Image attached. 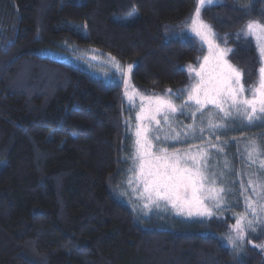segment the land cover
<instances>
[{
	"label": "trees",
	"instance_id": "obj_1",
	"mask_svg": "<svg viewBox=\"0 0 264 264\" xmlns=\"http://www.w3.org/2000/svg\"><path fill=\"white\" fill-rule=\"evenodd\" d=\"M195 3L0 0V264H264L262 235L236 257L211 231L144 227L108 188L128 140L119 83L41 54L94 50L133 65L131 82L147 93L178 89L204 50L167 39L166 26ZM202 18L251 85L255 44L236 34L264 22V0H221Z\"/></svg>",
	"mask_w": 264,
	"mask_h": 264
},
{
	"label": "snow or ice",
	"instance_id": "obj_2",
	"mask_svg": "<svg viewBox=\"0 0 264 264\" xmlns=\"http://www.w3.org/2000/svg\"><path fill=\"white\" fill-rule=\"evenodd\" d=\"M212 3L213 0H198L191 23L185 26L194 38L208 46V54L202 61L197 58L198 69L191 64L186 66L189 83L175 92L166 89L164 95L145 96L133 87L130 94L127 86L133 65L123 69L114 57L111 58L126 86L124 97L129 102H134L139 96L141 101L135 126L128 120L124 123L126 136L133 137L131 154L126 157L130 161L127 171L131 174L128 184L131 186L135 180L137 186L142 185L141 197L146 196V202L143 203L145 210H151L153 206L159 209L162 207L161 201H166L177 215L214 216L213 207L209 204L219 209L224 204L226 195L233 192V189L217 186L219 179L208 163L211 159L210 148L218 152H223V149L216 145L205 148L189 144L186 149L176 148L170 151L166 145L170 142L187 144L189 140L202 139L205 128L199 129L198 136L196 118L201 117L203 124L206 112L207 128L212 131L227 128L228 121L235 123L239 120L248 126L264 122V22L249 19L236 34L238 39L243 38L255 44L260 64L256 69L257 79L247 85L244 82V70L227 58L234 49L221 47L216 42L219 37L212 26L201 18L202 8ZM250 7L251 4H246L243 9L246 12ZM224 42L226 44L227 40ZM193 72L195 78L192 77ZM176 100L181 102L177 104ZM220 114L221 120H216L215 117ZM177 115L190 116L192 123L184 126L182 131H177L173 126V118ZM246 151L252 162L260 154L255 142ZM227 166L225 161V168ZM260 167L264 170V161H261ZM249 184L253 186L258 198L264 197V182L250 179ZM245 190L241 185V195ZM259 212H264V204L259 206ZM248 213L251 214V219L248 218ZM258 226H264V221L259 217L257 205L245 198V214L238 216L235 225L231 226L233 234L226 238L227 243L238 252L242 251L248 231L256 232ZM258 247L264 249V245Z\"/></svg>",
	"mask_w": 264,
	"mask_h": 264
},
{
	"label": "rangeland",
	"instance_id": "obj_3",
	"mask_svg": "<svg viewBox=\"0 0 264 264\" xmlns=\"http://www.w3.org/2000/svg\"><path fill=\"white\" fill-rule=\"evenodd\" d=\"M219 2H221V0H213L211 5H215ZM197 3L198 0H196L191 16L195 13ZM211 5H206L203 8ZM191 16L178 24L168 23L166 26L165 37L167 39L178 37L198 43L204 50L203 55L200 57V61H202L203 57L208 54V46L206 44H202L198 38H194L190 30L186 29V24L191 23ZM216 42L220 44L221 47H227L225 44L220 42L219 38L216 40ZM41 54L68 61L80 69L86 71L94 78H99L105 82L109 80H115L118 82L121 87L122 100L124 104L123 108L126 113L125 119L130 121L133 127L135 126L136 113L140 110L141 101L139 96L135 98L134 102H129L124 97L126 86L124 84L123 78L116 71L114 64L111 62V58L113 56L109 54L101 56V53L95 52L94 50L88 51L78 48H70L67 53L50 49V51L46 54ZM93 57H95V59H93ZM115 61L118 62L120 67L123 69H127V66L129 65L118 60L117 58H115ZM192 66L198 69L199 62L197 61ZM192 77L195 78L194 72L192 73ZM188 83L189 73L188 82L186 84ZM133 87L139 90V92L145 96L153 94L164 95L166 90L150 91L147 93V90L139 88L131 82L130 72L127 86L130 94ZM172 90L175 92L177 89ZM181 99H183V97H181ZM180 102L181 100H176L177 104ZM209 111H212V109L209 108ZM221 118L222 114L215 117L216 120H221ZM201 119L202 118L199 116L196 118V130L197 135L199 136V129L201 127L205 128L202 139L189 140L187 144L170 142L166 146L169 147L170 151L176 148L186 149L189 144L202 145L205 148H210V145H216L217 148L223 149V152H218L216 149L210 148L211 159L208 161V163L211 170L216 173V176L219 179L217 186L224 187L225 189H233V192L226 195L225 202L219 209H216L212 204H209L210 207H213L214 216L188 217L186 215H177L171 206L166 204V201H161L162 207L159 209L153 206L151 210H145L143 208V203L146 202V196L143 198L141 197L142 185L137 186L135 180H133V184L131 186L128 184L131 174L127 171L130 161L127 160L126 157L130 155L132 151L131 146L133 137L131 135H127L128 140L126 143L125 152L122 154V159L124 160L122 174L119 180L109 179L108 188L113 195H115L119 200L124 202L134 211L138 220L147 229L171 228L195 229L200 232L211 231V233L215 234L222 244L229 248L236 257H241L244 254L248 237L255 235L264 236V226H258L256 232L249 230L246 241L242 245L243 250L239 252L230 246L226 239L229 235L233 234L231 232V226L235 225L237 217L245 214V198H248L249 200H252L256 203L259 217L261 221H264V212H259V206L264 204V197L258 198L256 192L253 190V186L249 184L250 179L253 181L258 180L260 182H264V170H262L260 167L261 161H264V122H259L252 126H248L246 124H242L239 120H237L235 123L228 121L227 128L212 131L207 128V112L204 114L203 124L201 123ZM191 123L192 118L190 116L185 117L183 115H177L173 118V126L177 131H182L184 126ZM161 135H163V133H161ZM252 142H255L257 147L260 149V154L253 158L255 162L249 160L246 151V148ZM225 161H227L228 164L227 168H225ZM221 173H223V175H221ZM241 185H243L246 189L243 192V195H241ZM248 218H252L250 213H248ZM210 220H215V223L217 222L216 224L218 225L215 227V229L214 227L210 226V224H208ZM212 228L215 233L212 232Z\"/></svg>",
	"mask_w": 264,
	"mask_h": 264
}]
</instances>
